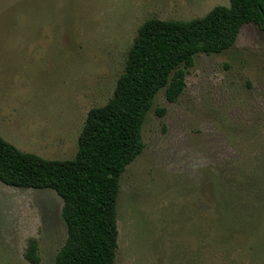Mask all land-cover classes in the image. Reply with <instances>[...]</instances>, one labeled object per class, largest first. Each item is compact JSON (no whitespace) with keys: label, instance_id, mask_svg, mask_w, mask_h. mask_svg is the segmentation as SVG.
Returning a JSON list of instances; mask_svg holds the SVG:
<instances>
[{"label":"rangeland","instance_id":"rangeland-1","mask_svg":"<svg viewBox=\"0 0 264 264\" xmlns=\"http://www.w3.org/2000/svg\"><path fill=\"white\" fill-rule=\"evenodd\" d=\"M218 6L230 0H0V135L47 160L74 159L139 28ZM165 91L121 178L116 264H264V31L244 25L227 51L196 56L176 102ZM63 205L52 189L0 181V264H31L32 239L39 264H55Z\"/></svg>","mask_w":264,"mask_h":264},{"label":"trees","instance_id":"trees-1","mask_svg":"<svg viewBox=\"0 0 264 264\" xmlns=\"http://www.w3.org/2000/svg\"><path fill=\"white\" fill-rule=\"evenodd\" d=\"M246 24L264 31V0H230L229 7L218 6L191 21H146L113 97L88 113L74 159L47 160L0 135V181L52 189L63 199L67 239L55 264H116L121 178L145 149L142 128L156 95L165 89L167 100L176 102L196 56L227 51ZM25 258L40 263L36 240L29 241Z\"/></svg>","mask_w":264,"mask_h":264}]
</instances>
